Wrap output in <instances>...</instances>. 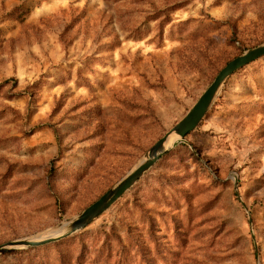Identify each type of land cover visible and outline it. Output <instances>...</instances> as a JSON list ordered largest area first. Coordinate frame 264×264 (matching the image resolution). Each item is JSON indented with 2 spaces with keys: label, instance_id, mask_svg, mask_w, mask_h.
<instances>
[{
  "label": "rangeland",
  "instance_id": "374dc122",
  "mask_svg": "<svg viewBox=\"0 0 264 264\" xmlns=\"http://www.w3.org/2000/svg\"><path fill=\"white\" fill-rule=\"evenodd\" d=\"M263 42L264 0H0V243L74 217ZM0 264H264V55L97 218Z\"/></svg>",
  "mask_w": 264,
  "mask_h": 264
},
{
  "label": "water",
  "instance_id": "95a60500",
  "mask_svg": "<svg viewBox=\"0 0 264 264\" xmlns=\"http://www.w3.org/2000/svg\"><path fill=\"white\" fill-rule=\"evenodd\" d=\"M264 55V42L246 49L230 59L214 76L212 81L199 95L190 109L169 130L158 138L143 154L141 159L130 168L117 182L104 191L97 199L83 208L71 219L62 222L56 233L17 238L0 243V255L34 246L44 245L64 238L82 229L104 212L126 190H128L166 151L184 140L186 134L201 122L221 85L236 70ZM55 228V229H56Z\"/></svg>",
  "mask_w": 264,
  "mask_h": 264
},
{
  "label": "trees",
  "instance_id": "16d2710c",
  "mask_svg": "<svg viewBox=\"0 0 264 264\" xmlns=\"http://www.w3.org/2000/svg\"><path fill=\"white\" fill-rule=\"evenodd\" d=\"M40 246H42V245H40ZM36 247H39V246H34V247H30V248H26V249H21V250H16V251H10V252H7V253L1 254V255L4 256V255L11 254V253H15V252H24V251H27L28 249L36 248Z\"/></svg>",
  "mask_w": 264,
  "mask_h": 264
},
{
  "label": "bare ground",
  "instance_id": "6f19581e",
  "mask_svg": "<svg viewBox=\"0 0 264 264\" xmlns=\"http://www.w3.org/2000/svg\"><path fill=\"white\" fill-rule=\"evenodd\" d=\"M59 231H60V229L59 228H56V229L50 230L49 233H56V232H59Z\"/></svg>",
  "mask_w": 264,
  "mask_h": 264
}]
</instances>
